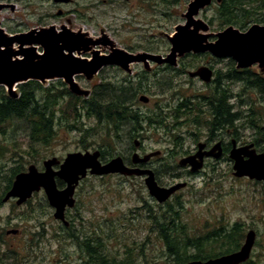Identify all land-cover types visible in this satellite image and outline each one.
Segmentation results:
<instances>
[{"label":"rangeland","instance_id":"obj_1","mask_svg":"<svg viewBox=\"0 0 264 264\" xmlns=\"http://www.w3.org/2000/svg\"><path fill=\"white\" fill-rule=\"evenodd\" d=\"M194 1L181 0L178 5L166 10L159 1L149 3L146 0H74L72 4L66 6V11L77 10L79 17L83 19L69 14L67 19H72V22L67 25L66 20H61L58 26L66 24L63 30L74 36L70 46H76L82 37L85 43L92 41L107 43L111 48L127 55L139 57L147 54L166 58L172 49L170 37L179 27L186 25L187 14ZM257 1L251 9L252 12L257 13L256 17L253 16V20L264 14V0ZM49 3L54 5L53 1ZM5 5L7 6L3 9L2 6ZM28 5L29 0H0V24L3 23L0 25V30L7 32L8 35L28 33L30 31L28 25L36 23V20H30ZM219 5L218 0H211L208 5L200 9L197 16L193 17L192 29L209 43L216 42L218 34L230 27L222 25L217 18ZM254 25L264 26L253 22L247 30L241 32H247ZM92 48V51L102 49L97 45ZM82 52L86 53L84 50ZM191 55L194 53L188 55L189 58L179 56L178 65L171 69L165 66L163 70L158 69L163 66L152 61L134 62L129 65L128 71L118 66L106 67L98 75L76 77V87L81 96L87 98L92 94L93 87L102 83L103 77L107 80L105 82L121 83L128 76H134L132 81L138 83L139 76H147L148 81H144L142 85L147 93L143 95L151 102L143 104L139 96L137 105L132 106L131 109L142 114L159 115V108L165 110L169 101L172 104L177 97H195L208 92L207 85L203 81L193 80L188 76L177 78L174 74L176 70L182 75L207 65L213 66L216 72L220 71L222 77H225L229 70V59H216L209 53L198 55L196 58H192ZM77 56L84 57L85 54L78 53ZM180 61L195 67L185 69L180 65ZM248 69L264 76V66L261 64ZM156 72L161 73L165 80L170 79L171 82L157 84L154 77ZM54 82L58 81L43 83L49 86ZM69 87L71 88L70 85ZM166 87L170 89L162 93ZM232 88L236 95H241V101L244 102L245 93L242 92L241 86L233 84ZM169 111L170 108L163 111L165 116ZM183 118L184 116H181L180 122ZM87 124V128L90 129L88 135L75 129L70 130L65 126V122L59 124L57 138L49 146L35 147L37 153L30 150L33 146L26 127H16L11 130L9 128L10 132L7 136H0V201L6 192L5 188L12 170L17 167H24L27 172L28 167L33 164L42 171L43 162L53 157L62 161L69 153L104 151L102 147L106 144L105 139L102 135L100 137L95 135L98 134L99 128L94 122ZM145 128L146 131L140 133V137L134 140L129 139L127 136L129 129H125V132L120 134L119 141L110 142L105 155L112 158L116 156L126 158L131 152L136 151L135 141L142 143L138 148L141 156L155 151L163 152L166 160L154 161L153 166L159 171L161 186L187 183L188 187L180 191L177 196H180L184 202L182 221L189 234L199 238L223 225L228 227L241 223L246 229L245 234L251 230L257 232L252 259L258 264H264V183L247 178H236L229 157L226 161L217 164L216 168L209 166L198 176L189 179L186 172L182 171L183 168L179 166L181 157L172 164L173 148L169 137L171 136L173 140V135L167 134L164 129L148 126ZM180 128H183L181 134L184 137L180 152L184 155L188 150L194 149L196 144L194 140L198 139V132L202 133L201 139H203L206 131L204 129L197 131L195 127L184 124ZM239 133L241 144L253 143L255 132L252 129L242 128ZM174 198L170 202H173ZM76 199L79 204L78 210H71L68 218L72 224L70 231L53 218V212L46 204L43 194L35 195L27 205L21 207L16 206L14 201L0 204V237L3 235L4 238L0 247V264H77L79 253L76 245H79V241L72 240L69 236L71 233L80 235V232L87 233L84 238L95 235V239L102 240L103 253L110 259L122 260L127 255L125 264H175L173 258L167 255L164 244L159 240V233L152 230L153 218L161 216L167 210L166 204L159 205L150 196L142 178L119 175L103 178L92 176L82 183ZM15 229L19 230L18 235L6 234L8 230ZM222 243L213 246L216 253L224 250V245L221 247Z\"/></svg>","mask_w":264,"mask_h":264},{"label":"trees","instance_id":"obj_2","mask_svg":"<svg viewBox=\"0 0 264 264\" xmlns=\"http://www.w3.org/2000/svg\"><path fill=\"white\" fill-rule=\"evenodd\" d=\"M146 1L149 3L159 1L166 10L181 2V0ZM257 2V0H223L217 8V18L222 25L234 26L240 31L247 30L253 22L264 24V14L260 18L252 19L257 13L252 12L251 9ZM241 8L243 10H240ZM229 62V70L225 77L217 71L207 93L195 97H177L172 104L169 101L167 108H170V111L166 116L163 111L167 108L165 110L159 108V115L142 114L131 109L132 106L137 105L138 97L147 93L142 86L144 81H148L147 76H139L138 83L133 82L132 79H124L121 83L105 82L107 80L104 77L101 84L93 87L92 94L87 98L74 95L63 81L50 83L49 86L30 81L18 87L17 96H11L4 87H0V136H7L13 128L26 127L33 146L30 150L37 153L35 147L49 146L57 138L59 124L65 122V126L70 130L75 129L88 135L90 129L87 128V123L94 122L99 128L98 134L95 135L97 137L102 135L106 142L102 147L104 150L102 158L108 161L112 156H106L105 150L110 142L119 141L120 134L125 132V129H129L127 132L129 139L134 140L140 137V133L146 131L145 126H148L164 129L167 134L173 135V140L171 136L169 137L173 148L171 154L173 164L177 158L186 155L180 152L181 141H184L181 134L183 128L181 129L180 126L184 124L195 127L197 131L202 129L210 133L221 129L229 131L237 141L241 138L240 129H252L255 132L252 142L260 152H264V76L251 69H238L234 61ZM189 67L195 65L186 66L185 69ZM233 84L241 86L242 92L245 93L244 102L241 101V95L233 92ZM167 89L169 90L170 87H166L163 93L167 92ZM181 116L185 118L182 122H180ZM24 171V167L12 170L5 191L11 188L15 176ZM166 208L161 216L153 218L152 230L159 233V240L164 244L167 255L173 258L175 264L206 261L233 253L241 248L245 240L246 229L241 223L228 227L223 225L212 229L207 235L192 237L182 221V211L185 206L180 196L174 198L173 202L169 201ZM69 238L78 240L79 236L71 233ZM220 243H222L221 247L224 245V250L216 253L213 246ZM86 246L88 247L86 253L90 255L93 263H126L127 255L122 260L110 259L105 255L102 240L94 249L88 244ZM245 264L258 263L250 259Z\"/></svg>","mask_w":264,"mask_h":264},{"label":"water","instance_id":"obj_3","mask_svg":"<svg viewBox=\"0 0 264 264\" xmlns=\"http://www.w3.org/2000/svg\"><path fill=\"white\" fill-rule=\"evenodd\" d=\"M71 1L55 0L57 3L65 4H69ZM218 1L221 2V0ZM210 2L211 0H195L190 5L186 25L179 27L174 37H170L172 49L166 58L147 54L138 58L114 50V53L108 57L94 55L91 61H85L78 58L75 53L82 50L88 51V43H85L81 37L80 43L70 46L74 36L69 32L63 31L61 34H57L55 29H50L37 35L28 33L8 36L3 30H0V87L7 88L11 96H16L15 92L18 86L29 81L63 80L71 86V91L74 94L81 96L75 83V77L78 75L94 76L104 67L114 65L128 71L130 64L139 61L146 63L152 61L159 65L168 63L175 66L179 56L189 53H210L216 58L232 59L239 69H247L256 64L264 66V26L254 25L244 33L229 27L219 33L217 41L213 43L206 42L202 35L192 29L194 26L193 17L197 16L200 9ZM16 46L17 49H15ZM39 48L42 49V52H39ZM190 75L199 77L208 84L213 79V71L207 67H202ZM140 101L148 103L150 99L147 96H142ZM136 146L139 147L140 143L136 142ZM203 147L204 145H200V151L196 155L183 158L179 165L181 167L190 166L193 172H197L203 168L205 157L219 159L223 155L220 144L207 153L202 152ZM158 155L160 152L143 157L136 153L133 155V163L146 164L151 158ZM100 156V151L71 153L67 155L63 163L57 158H53L44 162L45 170L43 172H40L35 165H31L27 172L20 173L15 177L13 186L4 197L3 203L11 199H18L17 205L21 206L31 199L35 192H39L43 188L50 205L56 210L55 219L66 223V210L73 208L76 203L74 199L76 187L88 176L89 171L91 175L95 176L111 174L143 176L147 174L145 184L149 194L161 204L187 186L186 183H180L170 188L161 187L152 171L129 168L122 157L114 158L103 164L100 161ZM230 159L234 162L233 169L236 178L264 182V153H259L254 144L241 148L234 144L230 152ZM58 165H60V170L55 171L54 167ZM56 177L67 184L66 189L62 191L57 189ZM256 237V233L250 231L238 252L209 261H192L187 264H244L250 260Z\"/></svg>","mask_w":264,"mask_h":264},{"label":"flooded vegetation","instance_id":"obj_4","mask_svg":"<svg viewBox=\"0 0 264 264\" xmlns=\"http://www.w3.org/2000/svg\"><path fill=\"white\" fill-rule=\"evenodd\" d=\"M52 1L54 2V5H51L49 3V2H52ZM73 2H74V0H72L69 4H72ZM69 4L57 3V2H55V0H29L28 9H29V12H30V17H31L30 20L34 19V20H36V23L34 25H30V24L28 25L29 28H30L29 29L30 31H28V32L29 33H32L33 35H37V34L41 33L44 30L55 29L56 33L60 34V33H62L64 31L63 29L66 28V24L68 25L69 22L70 23L72 22V19H67V17H68L69 14H70V16H74L75 18L83 19V18L79 17L80 14H79V11H77V10H73V11H69V12L66 11V6L69 5ZM6 6L7 5H5V7L2 6V8L5 9ZM52 6H55V8H53ZM61 20H66V24H64V25L61 24V25L58 26V23H60ZM0 25H3V23H1ZM58 27L60 28L61 31L58 30ZM16 34H23V33H16ZM91 45L92 44L89 45L90 48H91ZM96 45L99 46L102 49H97V50L92 51V49L89 48V50L86 51V53H82V55L85 54V56L84 57H81V59H83L85 61H89V60L92 59V57L94 55H96V56L99 55L100 57H107V56H110L113 53L112 51L114 50V48H111L110 47V44L100 42V43H98ZM108 49L109 50L112 49V51L111 50L109 51ZM106 51H109V52L105 53ZM201 54H204V53H194V55H191V56H192V58H195L196 56L201 55ZM188 55H190V54H188ZM188 55H184V57L189 58L190 56H188ZM178 63H179V60L178 59H177V63H176L175 66H172L171 64H168V63H163V64L160 65V66H163V67L158 68V69H162L163 70L164 66L166 68H168V69H171V67H176L178 65ZM180 65L183 66L184 68L186 66H189L188 64L185 65L183 61H180ZM108 67H111V66H108ZM202 67L210 68L213 71V73H214V78L216 77V73L217 72L215 71V69H213V66H207V65H203L201 67H198L195 71H187V72L185 71L186 73H184L182 75H180V72L179 71L176 72L177 71L176 70L174 72V74H176L175 76L177 78L188 76L190 79H193V80L199 79L200 81H202L199 77H191V75H190L191 73L196 72L198 69H200ZM117 70H121V69L120 68H117ZM172 71H174V70H172ZM154 77L157 80L156 81L157 84H159V83H161L163 81H165V82H167V81L171 82L170 79L165 80L164 79V76H161V73H157V72L154 73ZM132 78H134V76H128L126 79H129L130 80ZM193 80H191V82ZM203 83L205 85H207V88L209 89L210 84L205 83V82H203ZM142 96H144V95L143 94L140 95V97H142ZM150 102H151V100L148 103H143V102L142 103L143 104H149ZM198 134H199L198 135V139H195L194 140V142L196 143V144H194L195 145L194 146V149L188 150L186 152V155L183 156V157H181V159L196 155L200 151L199 150L200 149V145H204L202 152L207 153V152H210L217 144H220L221 145V149L223 151V155L219 159H215L213 157H205L203 168L201 170L197 171V172H193L192 171V168L190 166L182 167L183 168L182 171H185L186 172V174L189 176L188 177L189 179L198 176V174H201L204 171V169H206L209 166H213V168H216L217 167V164H220L222 161H226L227 160V157L230 158V155L229 154H230L231 150L233 149L234 144H236V146L238 148H241V147H244V146H247L248 145V144H241L239 141H237L235 138H233V135L229 131L226 132L225 130H222V129L220 131H217L216 130L214 133H210V132L206 131V136H204L203 139H201L202 133L201 132H198ZM193 136H194V134H192V137ZM141 146H142V143H140V146L139 147H137L136 146V143H135L136 151L133 152V153L131 152V154L128 155L126 158H123V160H124L125 164L129 168H140L142 170L152 171L154 173V175H155L156 181L159 184V171L156 168H154L153 162L154 161H158V160L159 161H165L166 160L165 159L166 156H164L163 152H161V151H155V152H160V155L151 158V160L148 163H146V164H134L133 163V155L136 154V153L142 155L141 153H138L139 152L138 148H140ZM155 152H151V153H155ZM151 153H149V154H151ZM102 154L103 153L101 151V161L103 162V164H106L109 160L108 161H104L103 158H102ZM149 154H145V155H149ZM61 162H63V160ZM211 162H213V164H210ZM180 168H181V166H180ZM59 169H60V165L54 167V170L55 171H59ZM39 171L40 172H43L44 169H42V171L39 169ZM181 175L182 174H180V176ZM109 176H117V175H108V176H105V177H109ZM89 177H92V176L91 175H88L86 179H88ZM131 177H133V178H142L143 181H144V183H146V178L148 177V175L147 174L146 175H143V176H136V175H134V176H131ZM131 177H128V178H131ZM86 179L82 180L79 183V185L76 187L75 196H74L75 199L78 196V193L80 191V187H81L82 183H84ZM55 182H56V185H57V189L59 191H62V190H64V189L67 188V184L63 180H61L60 178L56 177L55 178ZM172 186L173 185H169L166 188H169V187H172ZM161 187H163V186H161ZM8 191L5 192L4 196L1 198L2 200L4 199V197L8 193ZM179 192L180 191H177L175 193V195H174L175 198L178 197L177 194ZM39 194H43L44 195V199L46 201V204L49 205L48 207L53 212V218H55L54 215H55V211L56 210H55V208H53L50 205V202L48 200L47 194H46V192H45V190L43 188L39 192H35L33 194V197L31 199H33L35 197V195H39ZM12 201L16 202L17 200L16 201L15 200H11L10 202H12ZM29 202H30V199L27 202H25L24 204L27 205ZM0 204H2V203H0ZM15 205L17 206V202H16ZM78 206H79V204H78L77 199H76V205H75V207L73 209H67V211H66V216H65L66 217L65 218L66 220L70 216V211L71 210H78ZM70 227L65 228V229L67 231H70L71 230ZM2 231L3 232H6L5 230H2ZM12 232L13 233L16 232V233L13 234ZM72 232H75V230H72ZM7 233H10V234H13V235H18L20 232H19L18 229H15L13 231H9L8 230L6 232V234ZM10 234H8V235H10ZM79 234L80 235H78V234L77 235L80 238H82V239H79L78 238V241H79L78 244L79 245H76L77 246V252L79 253V260H78V263L77 264H96V263H93V261H91L90 255L86 253L87 248H88L86 245L88 244V245H90V247H92L94 249V247H97L96 245L99 243V240L100 239L99 240L98 239H95L94 238V237H96L95 235H93L91 237L84 238L85 236H87V233L80 232ZM3 242H4V238H3V235H1V237H0V247L3 245ZM110 264H113V262L110 263Z\"/></svg>","mask_w":264,"mask_h":264},{"label":"bare ground","instance_id":"obj_5","mask_svg":"<svg viewBox=\"0 0 264 264\" xmlns=\"http://www.w3.org/2000/svg\"><path fill=\"white\" fill-rule=\"evenodd\" d=\"M98 43H100V42H98ZM98 43H97L96 41H92V42L88 43V46H89L90 44H92V45H91V48H90V46H89V48H90V49H93L92 47H93L94 45L98 44ZM83 45H84V44H83ZM115 50H116V49H115ZM78 53H79V54H80V53L82 54L83 52H82V51H81V52H77L76 54H78ZM138 58H139V57H138ZM15 59H17V58H15ZM13 90H14V89H13ZM63 225H64L65 228H68V227H70L72 224H71V223L69 222V220L67 219V220H66V223H63ZM70 228H71V227H70ZM212 259H213V258H212ZM209 260H211V259H209ZM209 260H206V261H209ZM186 264H187V263H186Z\"/></svg>","mask_w":264,"mask_h":264}]
</instances>
